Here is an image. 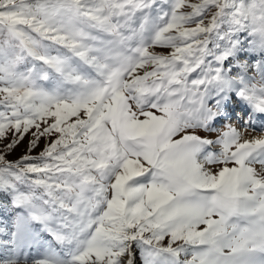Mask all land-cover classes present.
I'll return each mask as SVG.
<instances>
[{"label": "snow or ice", "instance_id": "obj_1", "mask_svg": "<svg viewBox=\"0 0 264 264\" xmlns=\"http://www.w3.org/2000/svg\"><path fill=\"white\" fill-rule=\"evenodd\" d=\"M0 264H264V0H0Z\"/></svg>", "mask_w": 264, "mask_h": 264}, {"label": "rangeland", "instance_id": "obj_2", "mask_svg": "<svg viewBox=\"0 0 264 264\" xmlns=\"http://www.w3.org/2000/svg\"><path fill=\"white\" fill-rule=\"evenodd\" d=\"M21 151H23V149H21Z\"/></svg>", "mask_w": 264, "mask_h": 264}]
</instances>
